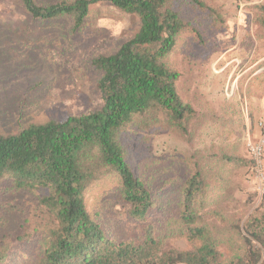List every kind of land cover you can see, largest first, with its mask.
I'll use <instances>...</instances> for the list:
<instances>
[{
  "label": "trees",
  "instance_id": "trees-1",
  "mask_svg": "<svg viewBox=\"0 0 264 264\" xmlns=\"http://www.w3.org/2000/svg\"><path fill=\"white\" fill-rule=\"evenodd\" d=\"M16 1L34 20L69 17L76 30L92 5L110 3L137 15L140 26L115 52L92 61L101 107L0 132L4 192H37L49 216L31 235L2 238L0 264H264V196L245 220L226 208L232 167L244 159L223 154L209 170L195 165L176 197L163 200L130 164L127 127L165 120L186 134L198 114L179 94L180 73L168 63L184 28L176 0ZM189 3L207 8L202 0ZM258 21L264 29V11ZM97 190L105 200L91 206ZM114 203L125 213L115 214ZM179 236L191 246L172 245ZM229 242L233 253L224 248Z\"/></svg>",
  "mask_w": 264,
  "mask_h": 264
},
{
  "label": "rangeland",
  "instance_id": "rangeland-1",
  "mask_svg": "<svg viewBox=\"0 0 264 264\" xmlns=\"http://www.w3.org/2000/svg\"><path fill=\"white\" fill-rule=\"evenodd\" d=\"M202 1L207 8L176 0L184 28L168 57L180 73L177 90L197 116L186 134L165 120L139 130L127 127L125 143L134 171L153 184L162 200L176 197L182 178L195 165L209 170L223 154L244 159L232 167L234 185L226 208L245 220L264 196L252 176L247 147L258 119L251 99L264 85V29L258 21L264 0ZM0 22L1 133L101 107L99 73L92 61L115 52L140 26L137 15L101 2L92 5L78 30L69 17L34 20L16 0H0ZM103 195L93 192L91 206L103 202ZM111 208L125 213L120 203ZM48 217L37 192L8 194L0 184V240L31 235ZM171 244L191 246L184 236ZM231 245L224 248L233 253Z\"/></svg>",
  "mask_w": 264,
  "mask_h": 264
},
{
  "label": "built area",
  "instance_id": "built-area-1",
  "mask_svg": "<svg viewBox=\"0 0 264 264\" xmlns=\"http://www.w3.org/2000/svg\"><path fill=\"white\" fill-rule=\"evenodd\" d=\"M258 126V136L249 138L247 147L253 163L251 173L255 179L257 190L260 194H264V115L259 119Z\"/></svg>",
  "mask_w": 264,
  "mask_h": 264
},
{
  "label": "crops",
  "instance_id": "crops-1",
  "mask_svg": "<svg viewBox=\"0 0 264 264\" xmlns=\"http://www.w3.org/2000/svg\"><path fill=\"white\" fill-rule=\"evenodd\" d=\"M251 101L253 102V108L255 111V114L258 115V119H257V123H256V129H255V134L253 136V138L257 137L259 134V126H258V121L259 119L264 115V85L262 90L258 91L256 96L254 98L251 99ZM252 138V137H250Z\"/></svg>",
  "mask_w": 264,
  "mask_h": 264
}]
</instances>
